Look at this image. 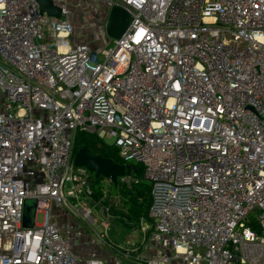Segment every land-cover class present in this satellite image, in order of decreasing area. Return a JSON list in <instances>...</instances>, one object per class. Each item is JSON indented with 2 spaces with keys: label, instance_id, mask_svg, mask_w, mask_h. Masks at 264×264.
Here are the masks:
<instances>
[{
  "label": "built area",
  "instance_id": "2783aa9c",
  "mask_svg": "<svg viewBox=\"0 0 264 264\" xmlns=\"http://www.w3.org/2000/svg\"><path fill=\"white\" fill-rule=\"evenodd\" d=\"M50 1L59 18L0 0V264H106L73 251L81 231L54 210L115 264H264V0H98L130 15L101 48L74 42L68 0ZM77 131L143 166L141 249L111 244Z\"/></svg>",
  "mask_w": 264,
  "mask_h": 264
},
{
  "label": "rangeland",
  "instance_id": "374dc122",
  "mask_svg": "<svg viewBox=\"0 0 264 264\" xmlns=\"http://www.w3.org/2000/svg\"><path fill=\"white\" fill-rule=\"evenodd\" d=\"M68 8L70 19L72 20L74 28L72 38L75 42L86 43L91 48H101L107 46L110 39L105 33V22L109 10L103 2L98 0H68ZM122 181H124L126 185H129L130 183V179L127 176ZM103 191L105 195L111 196L108 202L111 204L117 203L118 200L123 197L120 192H112L111 194L110 187L107 183ZM96 214L99 217L105 218L100 207H96ZM53 215L57 218L56 210L53 211ZM108 218L110 225L107 230V236L113 246L123 248L126 244L133 243L138 249H141L144 239L146 240V244L148 243L151 231H141L140 222L138 225L130 226L124 220L115 218L110 214ZM43 220V213L37 212L35 222L39 224L42 223ZM59 220L64 223L76 225L81 231L82 235L80 237L75 236L72 239V249L74 252L86 255L87 253L93 251L97 253L98 257L104 260L106 264H115L112 249L105 244H97L93 238L94 236L91 234V231L79 220L74 218L71 214L62 217L60 216ZM143 222L145 223V221ZM128 247H130V245H128Z\"/></svg>",
  "mask_w": 264,
  "mask_h": 264
},
{
  "label": "trees",
  "instance_id": "16d2710c",
  "mask_svg": "<svg viewBox=\"0 0 264 264\" xmlns=\"http://www.w3.org/2000/svg\"><path fill=\"white\" fill-rule=\"evenodd\" d=\"M82 146L87 147L93 154L110 158L119 164L132 167L127 174L130 183L126 185L124 181L117 179V184H113L102 176L90 174L93 198L95 201L102 200V204L109 207V214L120 220H124L128 225H138L141 219L149 223L148 209L151 202L150 183L144 178L143 166L136 162H127L118 156L117 149L100 141L95 135L82 131H77L73 139L72 157ZM106 183L112 192H120L123 196L117 203L109 202L110 195H105L103 190Z\"/></svg>",
  "mask_w": 264,
  "mask_h": 264
},
{
  "label": "water",
  "instance_id": "95a60500",
  "mask_svg": "<svg viewBox=\"0 0 264 264\" xmlns=\"http://www.w3.org/2000/svg\"><path fill=\"white\" fill-rule=\"evenodd\" d=\"M40 12L59 18V9L50 0H36ZM130 23V15L120 6H112L109 9L105 22V33L109 39H118L127 29ZM74 165L84 167L95 176H102L113 184H117V179L129 173L131 164L123 165L114 162L110 158L93 154L90 150L82 146L74 155ZM36 200L28 199L23 210V226L32 227L35 220Z\"/></svg>",
  "mask_w": 264,
  "mask_h": 264
},
{
  "label": "crops",
  "instance_id": "0c3cea01",
  "mask_svg": "<svg viewBox=\"0 0 264 264\" xmlns=\"http://www.w3.org/2000/svg\"><path fill=\"white\" fill-rule=\"evenodd\" d=\"M74 42H75V40H73ZM56 214H57V218L55 219V220H53L57 225H59L60 226V228L62 229V230H64V228H65V226L66 225H69V223H64V222H62L61 220H59V217L61 216H67V215H69L70 213L68 212L67 213V211H62V210H56ZM76 253V252H75ZM77 255H79V256H83V254H79V253H76Z\"/></svg>",
  "mask_w": 264,
  "mask_h": 264
}]
</instances>
